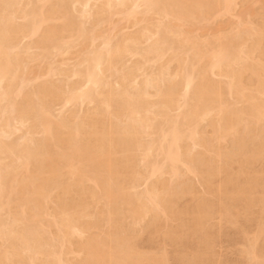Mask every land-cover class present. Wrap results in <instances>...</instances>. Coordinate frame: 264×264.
I'll return each mask as SVG.
<instances>
[{"label":"bare ground","instance_id":"1","mask_svg":"<svg viewBox=\"0 0 264 264\" xmlns=\"http://www.w3.org/2000/svg\"><path fill=\"white\" fill-rule=\"evenodd\" d=\"M239 1L0 0V213L14 202L0 264H216L222 233L209 221L232 213L241 242L253 228L264 243V0ZM258 2L259 23L243 22L238 10ZM227 16L236 35L204 39V24ZM45 46L75 62L43 68ZM36 59L45 71L29 79ZM144 222L171 260L139 248L131 230ZM251 244L246 259L263 262Z\"/></svg>","mask_w":264,"mask_h":264},{"label":"rangeland","instance_id":"2","mask_svg":"<svg viewBox=\"0 0 264 264\" xmlns=\"http://www.w3.org/2000/svg\"><path fill=\"white\" fill-rule=\"evenodd\" d=\"M241 1H242V0H241ZM241 1H239V4H240V5H241ZM244 1H245V0H244ZM255 4H256V5L258 4V5L256 6V5H254V4H250V5L248 6V7L251 8V9H249L248 7L246 8V7L241 6V8L238 10V14H239V13L244 14V16L242 15V21H243V22H244V17H245L246 20H248V21L245 20L246 22H249V23H250V22L252 21V19H253V21H252L251 23H253L254 20H255L254 23H256V22H257L256 24L259 23L260 18H259V20H258V17H259V14H260L259 12H262V6L260 5V4H262V3L260 2V4H259V2H258V3H255ZM36 6H37V7H36ZM255 6H256L257 8H256ZM258 6H259V7H258ZM30 7H31V6H30ZM38 7H39V8H38ZM242 7H243V8H242ZM254 7H255V8H254ZM260 7H261V8H260ZM34 8H35V9H34L35 11H37L38 9H39L38 11H40V5H36V4H35ZM68 8H69V10H68ZM68 8H67V11H68L67 14L70 13L69 16H71V14L73 15V13H71L72 10H73V5H68ZM77 8H78V9H77ZM244 8L247 9V10H245ZM248 9L250 10V11H249V12L251 13L250 15H249V13H248ZM252 9H254V10H252ZM255 9H257V10H255ZM259 9H260V10H259ZM79 10H81V7L79 8V6H75V10H74L73 12H75V11L77 12V11H79ZM243 10H244V11H243ZM38 11H37L36 13H38ZM239 11H241V12H239ZM76 12H75V13H76ZM243 12H244V13H243ZM246 12H247V13H246ZM257 12H258V13H257ZM75 13H74V15H75V17H76V14H77V13H76V14H75ZM245 13H246V14H245ZM254 13H255V14H254ZM257 14H258V15H257ZM74 15H73V16H74ZM246 15H247V16H246ZM73 16H72V17H73ZM248 16H249V17H248ZM254 16H256V17L258 16L257 19H256ZM224 17H225V16H224ZM224 17L220 18L222 22H221L219 19L215 20L216 23L218 22V23L216 24V26H215V22L212 23L213 25H212V24H209V25L211 26V27H209V28H208V26H209L208 24H204V25H207V30H208L209 32H208V31L206 30V28H205V29L203 30V32L205 33V34L203 33V35H205V37L202 35V32L199 33L200 35H202L201 37H202V38L204 37V39H211V36H209V35H212V34L215 33V32H217V33H215V35H221V36H222V35H223V36L225 35L224 37H226V35H228V33H229V35L227 36V38H228L229 36L232 37L233 34L236 35V33H237V31H236V30H237V28H236L237 24H236V23H238V21H236L235 19L233 20V18L231 19L230 17L228 18V16H227L226 18H224ZM251 17H253V18H251ZM250 18H251V19H250ZM77 19H78V18H77ZM114 20H115V22H118L119 18H118V19H117V18H114ZM218 20H219V21H218ZM256 20H258V21H256ZM79 21H80V19H78V22H79ZM81 21H82V20H81ZM227 21H228V22H227ZM230 21H231V22H230ZM235 21H236V22H235ZM224 22H225V23H224ZM229 22H230V23H229ZM219 23H220V24H219ZM234 23H235V24H234ZM254 23H253V24H254ZM204 25H203V26H204ZM233 25H234V26H233ZM87 26L90 27L88 24H87ZM126 26H127V28H128L129 25H126V24H125V25L123 26V27H124L123 30L126 29V30L124 31L126 34H127V33L129 34V32H130V33H133V32H135V31L137 30V29L135 30V28H134V29H132V31H131V29H130V30L127 29ZM224 26H225V28H224ZM106 27H107V26H105V29H106ZM213 27H215V29H214ZM220 27H221V28H220ZM231 27H232V28H231ZM233 27H235V28H233ZM107 28H108V30H109L111 27H107ZM129 28H131V27H129ZM233 29H234V31H233ZM235 29H236V30H235ZM108 30H106L107 33L112 32L111 29H110L111 31H110V30L108 31ZM128 30H129V31H128ZM220 30H221V32H220ZM124 32H123V33H124ZM212 32H213V33H212ZM105 33H106V32H105ZM208 33H210V34H208ZM218 33H220V34H218ZM111 34H112V33H110V35H111ZM106 35H107V34H106ZM207 35H208V36H207ZM234 35H233V36H234ZM229 38H230V37H229ZM26 42H28V43H26ZM22 43H23V44H22ZM22 43H21V45H23V46H21V47H24V48H25L26 46L29 47V45H30L29 43H31V41H30V39H29V40L25 39L24 41H22ZM24 44H25V45H24ZM45 50H46V46H45ZM49 50H50V49H49ZM49 50L47 49L46 51L48 52ZM40 51H41V50H40ZM40 51H39V50L36 51V49H35V50H34V49H31L30 52H29V54L37 55V52H38L39 54L41 53ZM23 52H24V51H23ZM31 52H32V53H31ZM52 53H53V52H52ZM52 53H51V54H52ZM39 54H38V55H39ZM48 54H49V55H48ZM51 54L48 52V53H47L48 56H47L46 54L44 55L45 58H46V56H47V58H46L47 60H45V61H44L45 58H42V57H44V56H42V57H41V56H40V57L38 56L39 58L42 59V60H41L42 63L44 62V64H43L44 67H43V68H45V69H46V68L48 67V65H50V64H54V65H55V64H59V65H60V64H62V63H64V62H65V63L68 62V64L70 63V65H72L73 62H75V61L72 62V60L69 61V58H71L70 55H69V57H68V55H63L64 58H65V59H64V58H62L63 56H61V57L59 56V57L57 58V57H53V55H52V57H51ZM67 57H68V59H67ZM49 58H51V60H53L52 58H54V60H53V61H51V60L48 61ZM59 59H60V60H59ZM36 60H37L36 63H35V61H33L35 64L32 63V62L29 63V68H30L31 70L29 69V73L26 72L27 75L25 74V76H28L27 78H29V79H30V78H33V79H34V77L38 76V74L41 75V74L45 71V69H43V70H44V71H43L42 68L40 69V67H39V66H41V67L43 66L42 63H41V61H40V59H36ZM57 60L60 61V62L57 63V62H58ZM64 60H65V61H64ZM61 61H64V62H61ZM48 62H49V63H48ZM50 62H51V63H50ZM32 64L34 65V67H33ZM45 64H47V65H45ZM35 65H36V66H35ZM31 66H32L33 68H31ZM46 66H47V67H46ZM38 67H39V68H38ZM39 69H40V70H39ZM37 72H38V74H37ZM150 72H151V70H150ZM33 73H34V74H33ZM35 73H36V74H35ZM32 75H34V77H33ZM25 76H24V77H25ZM25 78H26V77H25ZM215 79L217 80L218 77H216ZM56 80H58V79H56ZM41 81H44V79H41ZM39 82H40V80H39ZM37 84H38V83L33 84V85L35 86V85H37ZM31 88L34 89L32 86H30L29 89L32 90ZM27 90H28V88L26 89V91H27ZM148 91H151V89H148ZM84 107H85V108H84ZM84 107H83V108H78V109H76V111L79 112V113L82 115V114H84L85 112H87V111H91V110L93 109V106H92V107H91V106H90V107L88 106V108H87V106H84ZM74 109H75V108H74ZM80 109H82V110H80ZM66 111H67V110H66ZM66 111H64L63 113L67 114L68 111H67V112H66ZM80 111H81V112H80ZM175 113H176V112H174L173 114H171V116L173 115V119H174V116L176 117ZM56 114H57V116H59V114H61V112L56 113ZM65 114H62L61 117L64 116ZM67 115H68V114H67ZM205 126H206V125H203L201 128H203V129H204V128H207V127H205ZM207 129H208L207 131H208V133H209V132H210V131H209L210 129H209V128H207ZM18 134L21 136L20 133H17L15 136L13 135V136L11 137L12 139H10V140L8 139L9 141H8V140H5V141H8V142H10V141H14V140L17 141V140L19 139V137H20ZM17 135H18V136H17ZM16 136H17V137H16ZM14 138H15V139H14ZM0 139H2V138H0ZM2 140H3V139H2ZM144 140H145V141H148L147 138H146V139L144 138ZM229 142H231V141H227L226 143L223 144V150L225 149V151H230L231 149H233V143H232V142L229 143ZM224 145H226V146H224ZM231 146H232V148H231ZM198 149H199V148H198ZM198 149L196 150V152H198L199 150L201 151V149H199V150H198ZM200 151H199V152H200ZM196 152H195V153H196ZM259 164H260V165H259ZM259 167H260L261 169H260ZM235 168H236V166H235L233 169L235 170ZM255 168H256V169H255ZM262 168L264 169V165H263L262 162L260 163V161H259L258 164L255 165L254 170H256V171L263 170ZM233 169H232V171H233ZM166 179L168 180L169 177L166 178ZM166 179L164 178L165 181H167ZM170 180H171V179H170ZM186 180H187V181H186ZM196 180H197V182H199V183H197ZM168 181H169V180H168ZM168 181H167V183L170 184L171 182H170V181L168 182ZM171 181H172V180H171ZM179 181H180V179L177 181V183H178ZM182 181H183L184 184H186V183H187V184H190V182L192 181L191 184H192V183L195 184V185H194V186H195V190H196L195 193H196L197 197L200 196L199 198H201V197L205 198L204 196H205L206 194H204V193H205V190L203 189L204 187H202V186L200 185L201 183H200V181H198V178L193 177V175H185V176L181 179V181H180L179 183H181ZM184 181H186V182H184ZM188 181H189V182H188ZM172 182H173V181H172ZM8 183H11L10 180H9ZM174 184L176 185V181H174ZM193 184H192V185H193ZM172 185H173V183H172ZM177 185H178V184H177ZM139 186H140V185H139ZM139 186H138L139 189L136 190V193H138L139 190H140V192H142V191L145 190V187H143L144 185H141L140 187H139ZM143 188H144V189H143ZM141 190H142V191H141ZM201 191H202V192H201ZM199 193H200V194H199ZM138 194H139V193H138ZM202 194H203V196H202ZM207 196H208V195H207ZM207 196H206V198H210V196H208V197H207ZM186 199H187V198H183V199L180 200V204H181L180 206H182V205L187 206V204H188V205L191 204V202L188 201V200H190V199H187V201H186ZM210 199H212V198H210ZM210 199H209V200H210ZM5 200L8 201L7 199H4V200H3V201H4V204H3V205H5V206L2 207V209L4 208L5 211H3V210L1 209L0 218H1L4 222H6V223H10L11 220H12V218H11L12 216H10V218H9V216H8V215H5V214H7V211H6V210H7L8 207H14V202H13V200L10 201V202L13 204V205H12L11 203H7ZM182 202H184V203L182 204ZM188 202H189V203H188ZM6 203L8 204V206L6 205ZM10 204H11V205H10ZM5 207H7V208H5ZM182 207H183V206H182ZM2 212H4V213H2ZM5 212H6V213H5ZM2 214H3V215H2ZM232 214H233V215H232ZM232 214L229 215V217L227 216V219H226V217H225V218L222 217L223 219L220 220L219 216H218V217L216 216L215 219L213 218V219H214V222L211 221L212 219L209 221V224H210V225L215 226V227H214V230H216V231L220 230L221 233H222V234H220V232H219V236H218L219 238L216 239L217 241H220L221 243L215 241L216 243H215V245H214V248L216 247V248L214 249V251H215V253H216V257H217L216 260H217V261L219 260L218 263H217V261H216V264H224V263H225V264H237V263H238V264H242V263H244V264H251V263H252V264H255L256 262H254V261L252 262V261H249V260L246 259V257H245L246 254L243 253V251H244L243 248L245 249V247H246V248L248 247L247 249L249 250V248H252V247L249 246V243L251 244L252 242H254L253 244H251V246H252V245L254 246V244H255V246L257 247L256 250H257V251H259V250L261 251L262 248L264 249V246H263V244H264V243H263V240H261V238H257V240L254 241V239H256L257 235H256V233H255V235L253 234V231H255V229L252 228L253 230H252V229L250 230L251 233L249 232L250 235L248 234V239H249V240H248V241H245V242L248 243V244H247L248 246H246V243H245V242H241V241H243V240H241V239H242L241 236H240V235H239L240 237L237 236V235H236V234H237V233H236L237 231L235 232V230H236V227H235V226H238V225H236L235 223H230L229 220H228V218H229L230 221H233V222H234V221H239L240 217L238 218L237 215H235L234 213H232ZM263 215H264V214H263ZM2 216H3V218L6 219V220H4V219L2 218ZM7 216H8V217H7ZM233 216H234V217H233ZM235 216H236V217H235ZM187 217H189V216H185V217H184V218H186L185 220L190 219V217H189V218H187ZM216 218H217L218 220H216ZM237 218H238V219H237ZM170 219H171V218H170ZM170 219L167 220V224H170V223H171V226H173V225L175 226V225H177V224L180 222V221L178 222V221L175 220V219H173V220H172V219L170 220ZM224 219H225V220H224ZM234 219H236V220H234ZM263 219H264V216H263ZM7 220L10 221V222H7ZM240 220H241V219H240ZM162 221L164 222V221H165V218H163ZM171 221H172V222H171ZM175 221H176V222H175ZM219 221H221V222H219ZM223 221H225V222H223ZM169 222H170V223H169ZM210 222H211L212 224H211ZM213 223H215V225H214ZM218 223H219V224H218ZM223 223H224V224H223ZM225 223H226V224L228 223V225H226ZM144 224H145V225H144ZM144 224H143V225L141 224V225H139V226H136V228L139 227V229H138V228H137V229L135 228L136 231H134V228L131 230V232H134V233H132L133 235L136 234L137 230H138L137 234L140 233V234H138V237L136 236L137 234L135 235V238H136V239H135V242H138V243L140 242V243H141V244L139 243V244H140L139 248H140V249L142 248L143 251H150V250H151V251H153V252H158V253H162L163 250H164V252H163L162 254L166 253V255H168L167 253H169L168 258H169V260H171V259H172L171 257H174V251H175L174 248H173L172 246H170V247L168 246V247H169V248H168L166 245L163 246L162 244H161V245L158 244V243L161 242V240H162L161 232H163V231L160 230V232H157V235H155V238H157V239H155V241H157V242H155L156 244L150 245V244L146 241V240H148L147 238H148V236H149V233H148V232H147V233H144V232L147 231L146 229H143V228L146 226V223H145V222H144ZM216 224H217V225H216ZM230 224H233V225H230ZM218 225H220V226L222 225V226H221L222 228L219 227ZM228 226H229V227H228ZM230 226H231V227H230ZM142 227H143V228H142ZM218 227H219V228H218ZM227 227H228V228H227ZM232 227H233V228H232ZM217 228H218V229H217ZM254 228H255V227H254ZM221 229H222V230L224 229V230L222 231ZM232 229H233V230H232ZM234 229H235V230H234ZM143 230H144V231H143ZM145 230H146V231H145ZM256 231H257V230H256ZM256 231H255V232H256ZM94 232H95V231H94ZM94 232H91V233H94ZM96 233H97V234H98V233H101V231H100V232L97 231V232H95L94 234L97 235ZM142 233H144V234H142ZM224 233L227 234V235H225ZM229 233H230V234H229ZM94 234H92V235H94ZM251 234H252V235H251ZM98 235H99V234H98ZM140 235H141L142 237H140ZM231 235H232V236H231ZM235 235H236V237H235ZM143 236H144V237H143ZM146 236H147V238H146ZM160 236H161V237H160ZM221 236H222V238H221ZM225 236H226V237H225ZM227 237H228V238H227ZM143 238H144L145 240H144ZM220 238H221V240H220ZM238 238L240 239V241H239ZM250 238H252V239L250 240ZM159 239H160V241H159ZM224 239H225V240H224ZM229 239H233V240H232L233 242H232L231 240H229ZM226 240H227V241H226ZM235 240H236V241H235ZM237 240H238V241H237ZM258 240H259V241H258ZM158 241H159V242H158ZM222 241H223V242H222ZM234 241H235V242H234ZM145 242H146V243H145ZM236 242H237V243H240V245H239V244H236ZM256 242H257V243H256ZM218 243H220V245H218ZM225 243H228V244H225ZM242 244H243V245H242ZM244 244H245V246H244ZM258 244H259V245H258ZM261 244H262V245H261ZM155 245H156V247H155ZM235 245H236V246H235ZM257 245H258V246H257ZM0 246L2 247V243H1V242H0ZM162 246H163V247H166V248H163ZM217 246H219V247L217 248ZM228 246H229V247H228ZM232 246H233V247H232ZM237 246H238V247H237ZM243 246H244V247H243ZM255 246H254V247H255ZM260 246H261V247H260ZM262 246H263V247H262ZM148 247H149L150 249H149ZM220 247H221V248H220ZM258 247H259V248H258ZM147 249H148V250H147ZM159 249H162V250H159ZM223 249H226V250H223ZM247 249H246V250H247ZM252 249H253V248H252ZM263 249H262V250H263ZM157 250H159V251H157ZM221 250H222V251H221ZM231 250H232V251H231ZM250 250H251V249H250ZM250 250H249V251H250ZM160 251H161V252H160ZM224 251H225V252H224ZM227 251H229V252H227ZM234 251H235V252H234ZM260 251H259V252H260ZM219 252H220V256H221L220 258H219V256H218V255H219V254H218ZM231 252H232V253H231ZM241 252H242V253H241ZM244 252H245V251H244ZM261 252H262V251H261ZM170 255H171V257H170ZM172 255H173V256H172ZM231 255H232V256H231ZM243 255H244V256H243ZM236 256H237V257H236ZM241 256H242V257H241ZM221 258H222V259H221ZM228 258H230V259H228ZM244 258H245V260H244ZM70 259H71V258H70ZM173 259H174V258H173ZM220 259H221V260H220ZM236 259H237V260H236ZM228 260H230V261H228ZM232 260H233V262H232ZM171 261H172V260H171ZM171 261H169V264H173V262L170 263ZM173 261L176 262L175 260H173ZM238 261H239V262H238ZM259 261H260V260H259ZM259 261H257V262H259ZM229 262H230V263H229ZM241 262H242V263H241ZM248 262H249V263H248ZM261 262H262V261H261ZM261 262H260V263H261ZM260 263H256V264H260ZM262 264H264V261L262 262Z\"/></svg>","mask_w":264,"mask_h":264}]
</instances>
